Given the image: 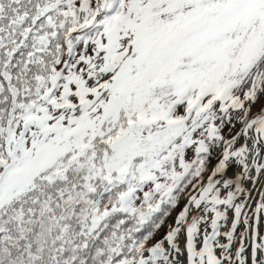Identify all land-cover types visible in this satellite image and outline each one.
<instances>
[{
	"label": "snow or ice",
	"instance_id": "6c2138e0",
	"mask_svg": "<svg viewBox=\"0 0 264 264\" xmlns=\"http://www.w3.org/2000/svg\"><path fill=\"white\" fill-rule=\"evenodd\" d=\"M0 264H264V0H0Z\"/></svg>",
	"mask_w": 264,
	"mask_h": 264
}]
</instances>
